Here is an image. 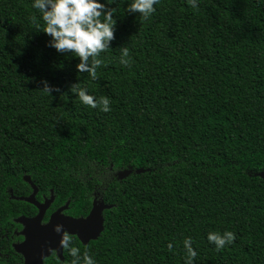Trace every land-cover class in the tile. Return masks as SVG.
Instances as JSON below:
<instances>
[{"label":"trees","instance_id":"16d2710c","mask_svg":"<svg viewBox=\"0 0 264 264\" xmlns=\"http://www.w3.org/2000/svg\"><path fill=\"white\" fill-rule=\"evenodd\" d=\"M105 2L115 38L92 80L45 46L31 0H0V224L33 211L10 198L30 176L74 215L112 206L99 239L72 241L96 264H184L186 237L194 264H264V3L158 0L142 19ZM75 83L110 111L80 103ZM225 230L235 239L216 251L206 235Z\"/></svg>","mask_w":264,"mask_h":264},{"label":"clouds","instance_id":"9594fccd","mask_svg":"<svg viewBox=\"0 0 264 264\" xmlns=\"http://www.w3.org/2000/svg\"><path fill=\"white\" fill-rule=\"evenodd\" d=\"M188 2L193 7L198 4V0H188ZM261 2L264 3V0ZM157 3L158 0H129L125 11L127 14L138 13L142 19H148L155 11L154 5ZM31 7L40 14L39 19L43 22V30L40 33L48 37L45 46L58 54H74L78 60L75 64L76 72L87 73L92 80H96V70L103 63L98 57L101 52L109 48L115 38L114 10L105 0H31ZM127 56V48H122L121 65L129 64V60L125 59ZM39 83L40 90L49 95L59 90L46 79H41ZM71 87L83 105L93 109L99 107L100 111L105 113L110 111L107 97L97 98L89 94L86 88L77 87L76 83ZM53 231L60 235V247L66 249L72 257L70 264H96L87 251L81 253L78 247L73 246L72 237L64 230L62 224L55 225ZM206 239L215 246L216 251H220L234 241L235 235L228 230L222 234L210 231ZM182 243L184 264H194L197 252L192 246V238L186 237ZM167 248L171 251L172 243H168Z\"/></svg>","mask_w":264,"mask_h":264},{"label":"flooded vegetation","instance_id":"af4514ba","mask_svg":"<svg viewBox=\"0 0 264 264\" xmlns=\"http://www.w3.org/2000/svg\"><path fill=\"white\" fill-rule=\"evenodd\" d=\"M27 179V180H26ZM29 179V180H28ZM24 182L30 187V191L26 195L21 196H15L12 191H10L11 200L13 201H20L28 204L33 208V211H27V213L20 214L18 217L13 218L12 220L8 221L4 225L0 224V262L2 264H25V256L22 252L26 248L25 242L26 238L23 234L25 230V225L19 222L21 218L23 219H30L34 220L38 217L40 213L39 207L47 206L46 208L43 207L44 213L42 216V219L40 220V227L35 222L33 225L34 230H38L40 236L42 235L39 231V228H46L50 222V219L52 215L60 211V214L65 217H70L73 219H81L85 218V216H77L73 213H69L70 209V201H67L64 204L57 205L56 204V195L54 193V190L49 189L47 192H43L41 187L30 177L25 176L23 178ZM35 193L34 196V202L35 203H28L25 200H22L23 198H31ZM95 201V199H94ZM93 201V203H94ZM92 203V206H93ZM36 204V205H35ZM39 205V207H38ZM67 207V208H64ZM68 233V232H67ZM69 234V233H68ZM72 241L74 239H78L76 235H71ZM60 236L55 234L56 239L54 241V244L52 245H45V242L42 238L35 239L33 242H31L28 246L33 247L34 245L41 248V254L44 255L47 251L50 253V255L47 258H44V264H53L56 261L64 263L66 259V249H62L59 245V238ZM59 238V239H58ZM79 242L83 245L80 239H78ZM34 244V245H33ZM25 245V246H24ZM53 246V248H52ZM85 246V245H83ZM39 249L37 247H34V251H38Z\"/></svg>","mask_w":264,"mask_h":264},{"label":"water","instance_id":"95a60500","mask_svg":"<svg viewBox=\"0 0 264 264\" xmlns=\"http://www.w3.org/2000/svg\"><path fill=\"white\" fill-rule=\"evenodd\" d=\"M143 172H144L143 170L136 171L137 174H140ZM130 174H131V171L125 170V171L118 172L117 176L120 180H124L128 176H130ZM257 176L260 177L261 179H264V172L257 174ZM34 196H35V193L31 198H28V199L23 198L22 200H25L28 203H35ZM43 207L46 208L47 206H43ZM43 207H39L40 213L36 219L30 220V219L21 218L19 220V222L25 225V230L23 234L25 235V238H26V242H25L26 249L24 251H20L25 256V259H26L25 264H44L43 262L44 258H47L50 255L49 253L50 251L49 252L47 251L43 255L41 254L40 247L33 244L34 246L31 248L28 245L31 242H33V240L35 241V239L37 240L39 238H42L43 236L44 238L42 239L44 240L45 245L54 244V241L56 240L54 239L55 234L60 236L59 234L53 231L54 226L57 224H62L66 232H68L71 235H76L78 239H80L83 245L85 246L89 245L92 241H96L97 239H99V237L101 236V234L103 233L105 229L104 213L105 211L110 210L112 206L105 204L103 200H100V201L95 200L89 215L81 219H73L70 217H65L60 214V211H58L57 213L52 215L50 222L46 228H43V229L39 228V231L42 234L40 236L38 230L33 229V225L36 222L40 227V220L42 219V216L44 213ZM64 208H67V207H64ZM34 247H37L39 250L34 251Z\"/></svg>","mask_w":264,"mask_h":264}]
</instances>
